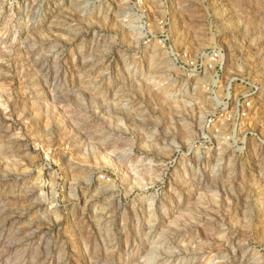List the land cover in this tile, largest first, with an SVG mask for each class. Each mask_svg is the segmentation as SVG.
<instances>
[{
    "label": "rangeland",
    "instance_id": "rangeland-1",
    "mask_svg": "<svg viewBox=\"0 0 264 264\" xmlns=\"http://www.w3.org/2000/svg\"><path fill=\"white\" fill-rule=\"evenodd\" d=\"M0 264H264V0H0Z\"/></svg>",
    "mask_w": 264,
    "mask_h": 264
},
{
    "label": "built area",
    "instance_id": "built-area-1",
    "mask_svg": "<svg viewBox=\"0 0 264 264\" xmlns=\"http://www.w3.org/2000/svg\"><path fill=\"white\" fill-rule=\"evenodd\" d=\"M247 104H250V102H249V101H247Z\"/></svg>",
    "mask_w": 264,
    "mask_h": 264
},
{
    "label": "bare ground",
    "instance_id": "bare-ground-1",
    "mask_svg": "<svg viewBox=\"0 0 264 264\" xmlns=\"http://www.w3.org/2000/svg\"><path fill=\"white\" fill-rule=\"evenodd\" d=\"M203 86V85H202Z\"/></svg>",
    "mask_w": 264,
    "mask_h": 264
}]
</instances>
